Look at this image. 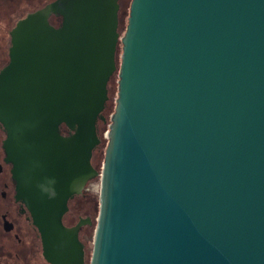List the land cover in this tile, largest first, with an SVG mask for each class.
<instances>
[{
  "label": "water",
  "instance_id": "95a60500",
  "mask_svg": "<svg viewBox=\"0 0 264 264\" xmlns=\"http://www.w3.org/2000/svg\"><path fill=\"white\" fill-rule=\"evenodd\" d=\"M119 9L54 0L9 32L3 162L43 259L84 264L63 218L98 177L89 264H264V0H130L121 37Z\"/></svg>",
  "mask_w": 264,
  "mask_h": 264
},
{
  "label": "flooded vegetation",
  "instance_id": "af4514ba",
  "mask_svg": "<svg viewBox=\"0 0 264 264\" xmlns=\"http://www.w3.org/2000/svg\"><path fill=\"white\" fill-rule=\"evenodd\" d=\"M1 134L4 136L0 129ZM3 139L0 140V210H3L0 211V264H48L42 257L41 240L37 230L32 226L25 209L14 200L10 166L3 162L4 154L1 148ZM88 185L87 183L81 192L69 201L68 212L63 218L65 227L71 228L82 223L78 240L83 245L84 264L86 249L82 231L84 227L91 225L90 218L82 214L85 202L92 194Z\"/></svg>",
  "mask_w": 264,
  "mask_h": 264
},
{
  "label": "rangeland",
  "instance_id": "374dc122",
  "mask_svg": "<svg viewBox=\"0 0 264 264\" xmlns=\"http://www.w3.org/2000/svg\"><path fill=\"white\" fill-rule=\"evenodd\" d=\"M48 0H0V22H6V25L8 27H13L16 20L24 17L26 13L33 11L40 7L41 4L47 2ZM130 0H126L124 4L121 5L120 11H119V26H118V32L119 36L121 37L124 32V25H125V19L127 15L128 5ZM121 55V44L118 43L117 47V54H116V62H117V69L120 62ZM117 71L114 73L112 78L109 81V88H108V102H107V109L104 114V117L106 118V123L99 125V136L101 139L100 146L98 147L97 151L95 152L92 164L96 170L100 169L102 160H103V153L106 147V138L105 134L107 131V127L109 125V118L111 114L113 113L114 106H115V99H116V93H117ZM3 135H0V140L3 139ZM92 189V196L95 198V208H88L86 210V205L84 207L86 215L84 217H89L91 220V225L84 227L82 231V239L85 244L86 249V264H88L91 254V248H92V236H93V230L95 225V220L97 217V211H98V194H99V178L96 177L88 182ZM3 211V210H0Z\"/></svg>",
  "mask_w": 264,
  "mask_h": 264
},
{
  "label": "trees",
  "instance_id": "16d2710c",
  "mask_svg": "<svg viewBox=\"0 0 264 264\" xmlns=\"http://www.w3.org/2000/svg\"><path fill=\"white\" fill-rule=\"evenodd\" d=\"M53 1L54 0H48L47 2L41 4L40 7H38L35 10L41 9L45 5H47V4H49V3L53 2ZM125 1L126 0H118L119 7L120 8H121V5L124 4ZM35 10H33V11H35ZM33 11H30V12H33ZM119 11H120V9H119ZM58 22H59V19H57V18L52 17L50 19V23L52 25H54V26H56L58 24ZM11 28L6 25V22H2V21L0 22V68H2L7 63V61H8V47H9V40H10V38H9V32H10ZM108 88H109V83H108ZM106 109H107V103L105 104V108H104V111H103V115L105 114ZM100 123L103 124L102 122H100ZM100 123H99V125H100ZM95 204H96V202H95L94 196L89 195V199L85 202L86 210L88 208L89 209L90 208H93L95 206ZM82 214H83V216L86 215L85 210L83 211Z\"/></svg>",
  "mask_w": 264,
  "mask_h": 264
},
{
  "label": "built area",
  "instance_id": "2783aa9c",
  "mask_svg": "<svg viewBox=\"0 0 264 264\" xmlns=\"http://www.w3.org/2000/svg\"><path fill=\"white\" fill-rule=\"evenodd\" d=\"M108 128V127H107ZM107 132H108V129H107V131H106V134H107ZM106 134H105V138H106ZM89 187H90V185H88ZM91 188V187H90ZM91 191H92V189H91Z\"/></svg>",
  "mask_w": 264,
  "mask_h": 264
}]
</instances>
